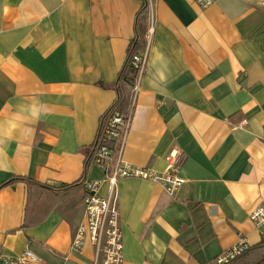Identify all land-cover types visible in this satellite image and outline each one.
<instances>
[{
  "label": "crops",
  "instance_id": "crops-1",
  "mask_svg": "<svg viewBox=\"0 0 264 264\" xmlns=\"http://www.w3.org/2000/svg\"><path fill=\"white\" fill-rule=\"evenodd\" d=\"M145 3L149 51L122 159L163 172L177 150L187 182L170 195L119 179L125 264H209L241 241L251 249L235 264L263 259L250 213L264 203V0H0V252L95 264L89 239L72 249L83 181L109 194L92 148Z\"/></svg>",
  "mask_w": 264,
  "mask_h": 264
},
{
  "label": "built area",
  "instance_id": "built-area-1",
  "mask_svg": "<svg viewBox=\"0 0 264 264\" xmlns=\"http://www.w3.org/2000/svg\"><path fill=\"white\" fill-rule=\"evenodd\" d=\"M194 1L202 8H208L217 0ZM148 5L152 9V0H148ZM148 51L149 46L142 52L132 54L131 63L137 69V74L134 84L131 85V92L127 94V105L121 108L119 103H115L103 115L92 148L91 159L102 169L105 178L109 181V194L107 196L99 194L101 180L83 181L86 189L85 219L73 236L72 249L75 252H81L89 239L95 248V264H125L121 212L117 194L119 179L129 177L151 180L162 185L170 195H175L187 182V179L181 175L180 153L177 150H172L166 156L167 168L163 172L133 165L122 159L126 138L134 118L140 80L146 68ZM250 218L257 225L264 224V203L252 210ZM250 249V244L241 241L209 264H231ZM40 262L42 258L29 247L15 256L0 252V264Z\"/></svg>",
  "mask_w": 264,
  "mask_h": 264
},
{
  "label": "trees",
  "instance_id": "trees-1",
  "mask_svg": "<svg viewBox=\"0 0 264 264\" xmlns=\"http://www.w3.org/2000/svg\"><path fill=\"white\" fill-rule=\"evenodd\" d=\"M147 3H145L144 8L142 9V12L140 13V18L138 19L137 22V37L132 41L129 50H128V59L126 62V65L124 66V69L120 75V78L118 79L117 83L115 84V88L118 90L119 92V98L116 101V103L118 104H124L125 100L127 99V94L124 93L123 90V86L124 85H133L136 79V74H137V69H135L134 66H132L131 63V57L132 54L135 52H139L142 47H143V42L142 36L145 35L146 33V26H145V22L142 21V14L146 8ZM101 86H104V84L102 82L99 83ZM120 106V105H119ZM23 180L22 178H13L9 183H14L16 181H20ZM8 183V184H9ZM264 263V257L261 260L260 264ZM231 264H235L234 262Z\"/></svg>",
  "mask_w": 264,
  "mask_h": 264
}]
</instances>
